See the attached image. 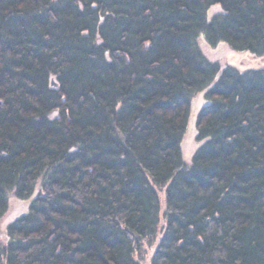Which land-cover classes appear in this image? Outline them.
<instances>
[{
    "label": "trees",
    "instance_id": "obj_1",
    "mask_svg": "<svg viewBox=\"0 0 264 264\" xmlns=\"http://www.w3.org/2000/svg\"><path fill=\"white\" fill-rule=\"evenodd\" d=\"M219 44L264 57V0H0V264H264V66Z\"/></svg>",
    "mask_w": 264,
    "mask_h": 264
},
{
    "label": "rangeland",
    "instance_id": "obj_2",
    "mask_svg": "<svg viewBox=\"0 0 264 264\" xmlns=\"http://www.w3.org/2000/svg\"><path fill=\"white\" fill-rule=\"evenodd\" d=\"M211 56L214 60H217L223 64H231L236 67L240 68H254L258 66H264V57L262 58H256L252 57L248 54H242L233 51L229 47L225 46V44H219L216 46L211 53ZM202 100L200 96H197L193 100V103L191 105L190 109V117H189V127L187 135L184 138L183 142V155L185 160L188 162L190 158L192 157L193 153L195 152L196 148L198 147V142L196 140V133L194 128V121L196 118V115L198 113V110L202 106ZM159 195V203L161 210H163L164 207V192L158 193ZM25 212V204L21 203H15L10 208V213L6 221L12 220L13 218L19 216L20 214ZM156 243H153L151 245V249L148 247V244L144 243L142 245V252L139 254V264H147L148 260L150 258V255L152 251L155 248ZM146 252V253H145Z\"/></svg>",
    "mask_w": 264,
    "mask_h": 264
}]
</instances>
